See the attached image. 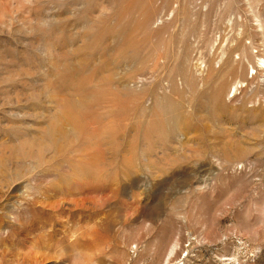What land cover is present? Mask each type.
Masks as SVG:
<instances>
[{
  "label": "rangeland",
  "instance_id": "rangeland-1",
  "mask_svg": "<svg viewBox=\"0 0 264 264\" xmlns=\"http://www.w3.org/2000/svg\"><path fill=\"white\" fill-rule=\"evenodd\" d=\"M0 264H264V0H0Z\"/></svg>",
  "mask_w": 264,
  "mask_h": 264
}]
</instances>
